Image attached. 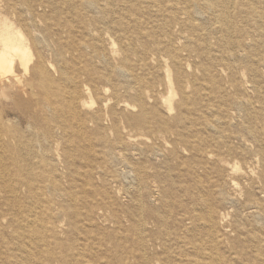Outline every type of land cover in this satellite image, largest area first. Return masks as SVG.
I'll return each instance as SVG.
<instances>
[{
	"label": "bare ground",
	"instance_id": "bare-ground-1",
	"mask_svg": "<svg viewBox=\"0 0 264 264\" xmlns=\"http://www.w3.org/2000/svg\"><path fill=\"white\" fill-rule=\"evenodd\" d=\"M260 4L264 5V0H0V264H19V254H13L8 244L15 241L21 253L24 236L12 228L9 216L10 211L21 215V189L35 198L26 204L27 208L36 209L40 203L41 211L49 212L38 221L25 222L32 230L29 240H40L46 246L47 237L53 241L54 249L61 250L55 240L65 234L63 225L76 223L78 214L72 208L70 215L62 208L53 210L51 204L63 194L72 196L69 192L73 187L61 188L58 179L71 181L78 165H71L74 172L67 169L59 173L55 164L62 162L59 145L73 135L81 136V141L96 140L102 150L104 145H118L116 153L107 151L119 167L108 171L109 178L113 183L122 179L126 183L127 178L138 183L136 192L127 191L128 205L121 199L113 202L124 217L102 220L114 226L113 233L118 235L115 247L123 244L121 233L128 235L136 251L129 256V264L156 261L158 254L153 253L157 247L167 252L165 244L145 236L150 233L148 225L156 223L166 229L164 213L170 208L169 195L174 185L164 183L160 188L147 181L158 176L152 160L165 155L155 144L148 146L158 138L167 144L173 139L178 144L170 145L169 156H177L179 147L191 154L205 155L206 167L213 171L212 190L208 192L211 201L203 199L205 191L195 185L181 186V193L192 198L181 203L186 234L176 237L185 255L205 256L209 264H264L263 136L250 126L253 119L263 120L264 126V107L254 109L252 95L249 96L252 93L264 102V87L260 85L264 73L258 71L264 68V6H257ZM217 15L222 25L210 32L208 26ZM194 44L197 49L190 48ZM212 46L217 49L214 55ZM159 70L162 81L156 83ZM197 70L201 78L195 76ZM226 77L228 82L223 87L219 80ZM162 86L166 97L161 103L166 115L177 111L171 125L155 108L157 97H163ZM187 88L191 89L190 100ZM97 90L100 102L94 111ZM232 90L234 95L230 97ZM222 94L227 98L221 103H198L204 97L209 101L224 97ZM176 98L178 102L174 103ZM21 100L28 106L24 110ZM7 103L27 119L25 129H21V119H7ZM228 109L245 120L243 129L234 137H223ZM148 116L155 117L154 125ZM139 130L148 133L147 138L142 137L146 149L135 145L139 137L135 132ZM197 130L207 135L199 142L212 144L192 145ZM248 139L256 144L252 151H244L245 145H226L230 140ZM105 157L99 156L103 164ZM182 174L179 171L178 177L182 178ZM143 192L158 204L149 206ZM43 196L48 199L42 202ZM13 204L18 208L13 209ZM97 215L99 222L103 215ZM79 217L77 223L93 224V217ZM123 219L128 223L126 230L121 229ZM37 223L39 230L33 229ZM17 225L21 228V221ZM199 225L209 248H203L194 236L191 240L186 237L198 231ZM164 232V241L170 240V230ZM108 238L116 239L112 235ZM82 240L90 242L86 253L82 249L75 254L70 245L67 250L72 260L63 264H84L86 258L108 259L102 237L85 234ZM94 243L97 245L93 248ZM40 257L44 260L36 264L46 259L53 261L46 247ZM55 264H59L58 260Z\"/></svg>",
	"mask_w": 264,
	"mask_h": 264
},
{
	"label": "rangeland",
	"instance_id": "rangeland-1",
	"mask_svg": "<svg viewBox=\"0 0 264 264\" xmlns=\"http://www.w3.org/2000/svg\"><path fill=\"white\" fill-rule=\"evenodd\" d=\"M232 5L233 3L231 4V6ZM261 5L262 4L257 5V6L259 7L264 6V5L262 6ZM221 25H222L221 18L218 17L217 15L213 17V22L211 23V25L208 26V29L210 32H215L216 29L219 28ZM64 44L66 45L65 42ZM105 44L107 48L110 49L109 42L107 41L105 42ZM114 48L116 49V46ZM190 48L197 49L198 47H196L194 44V45H191ZM211 49H212L211 53H213L214 55L217 49H215L213 46ZM161 55H163V53L160 54V56ZM151 66L153 68H156L157 65L155 63H151ZM203 66L205 67V65ZM211 70L213 71V69ZM258 71L259 73H262V72L264 73V68L259 67ZM195 72H196L195 76L197 78H201L200 71L197 70ZM244 72H245V76L247 77V72L246 71ZM158 73H159V78L156 79V83H160V81H162L163 74L161 70H159ZM189 74H192V72L189 71ZM261 78L262 80L259 79L260 85L261 87H264V84H262L264 82L263 74H261ZM226 82H228L227 77L223 80H219V84L222 85L223 87L224 85L227 84ZM161 90H162L161 94L163 97L162 98L160 96L157 97V103L155 104V108L159 112V115L163 117L168 122L169 125H171V119L177 114V111L173 110L171 114L166 115L167 114L166 108L161 103L162 99L166 97V94H164L165 89L163 88V86ZM190 92H191V89L187 88L188 100L191 99V95L189 94ZM99 94H100L99 90H97L96 94H94V98H95L94 100L96 102L94 111L97 109V102L98 104L100 102ZM222 95L224 97L210 98V101L206 97H204V99L202 100L199 99L198 103L202 106H205L207 104L208 105L218 104V103L223 102L225 98H227L224 94ZM233 95L234 94L232 90L231 92H229L228 96L232 97ZM249 96H250V101L252 102V105L254 104L253 105L254 109L258 110L259 108H261V106L264 107L263 105L264 102L259 101L257 97H255L252 93H249ZM177 102H178V98L175 99L174 103H177ZM253 102L255 103L257 102L260 107H257L258 106L257 103L255 105V103ZM22 107H23V110L24 108L28 107L25 104L24 100H21V108ZM5 109L8 111V114L6 115L7 119L10 121H14L15 119H21V129H25L27 119L23 117L22 113L20 115L16 107L12 105L11 103H7V105L5 106ZM121 109H123L122 106L119 107V110ZM119 110H117V112H120ZM137 111L138 110L136 109L135 112ZM227 113H228L227 117L225 118L227 126H224L222 129L224 130L223 137L225 135H231V137H234L236 134H238L239 130L241 131L243 129L245 125L244 116L242 115L239 116L237 113L229 109ZM148 120L152 121V125L155 124V121H156L155 117L152 118L151 116H148ZM116 121H117V124L120 125L119 118H116ZM260 121L261 120L257 121L253 119L250 126L253 132L262 134L263 140H262L261 145H263L264 147V126H262L263 120L261 122ZM187 129L190 131L188 127ZM135 134L139 136L135 140V145L144 147L145 145H143L142 143H144V139L147 138L148 133L139 130V131H136ZM206 136L201 134L200 131L197 130V133H194L193 135L192 145H203L204 143H201L199 141L201 138H205ZM212 136L213 134H211V137ZM142 137H144V139H142ZM80 139H81V136H77V135L76 136L73 135L72 137L68 136L66 142L59 145V149H60L59 162L60 160L62 162L55 164L56 170H58L59 173H61L62 171L67 172V169H70L71 171H73L71 167L73 163L78 165V169L77 171H75L76 174L73 173L74 178L71 181L67 179L64 180L62 178L58 179V182L61 188L68 187L69 185L73 187L71 191L69 192L71 193L72 196L63 194V196L54 198L53 201L55 202L54 203L55 205L53 203L51 204V208L53 210L55 209L61 210L62 208V210H64L66 212L65 214L67 215H70V212H71L70 209L72 208L74 211L77 212L78 219L76 223L72 224L71 226L63 225V231L65 234H60L59 236H57L56 238L57 240H55L56 243L60 244L61 250H59L58 248L57 250L54 249L51 244L53 241H50L47 237L45 240L46 246H43V243L40 240H34V238H32L33 240H29V235L31 234L32 230L31 228H28L24 225L25 222L29 220H33V219H36V221H38V219L45 218L46 215L49 214V212H47L46 210L42 212L40 208V203L36 206L37 207L36 209L27 208L26 204H28L30 201L35 200V198L33 197V195L28 194V192L24 193L23 190L21 189V196L23 198L21 202V215L20 214L18 215L15 211L9 212V216H12V219H13L12 228L17 232H21V235L24 236V238L21 239V253L17 252L15 241L10 242L8 244V248L9 250H12L13 254L15 253L19 254L18 255L19 258H17L16 260V262H19V264H36L37 261L44 260V257L43 258L40 257V253L44 251V247H46V249H49V252H50L51 257L53 258V261L46 259L45 261H43L42 264H55V260H58L59 264H63V261H70L72 260L71 258L73 256L71 255L70 251L68 252L67 250L68 246L72 245L75 248V251H73V253L75 254L82 252V249H83L84 254L86 253L85 247H87V245H89L90 242L88 241L85 242L82 240L85 234L92 235L95 237H98V236L102 237L101 245L103 246V249L108 251V254H107L108 259L104 261H101V260L96 261L94 259L95 261L94 260L92 261L86 258V260H84V264H100V263L129 264L130 263V259H128L129 256L136 254L134 247H132V244L129 242L130 239L128 238V235L126 234V232L120 234V236H123V240H124L123 244L115 247L113 244L118 239V235L113 233L114 226L112 222L111 223L102 222V220L110 219L111 217L113 218L114 216H117L119 219L120 218L122 219V217H124L123 211L120 208L114 206L113 202L116 199L118 200L121 199V201H123L124 204L128 205L129 202L126 201V197H125L128 194L127 191L136 192L138 183L137 181L133 183L130 178L125 179L126 183L124 179L118 180L115 183H113V181L109 178L108 171L111 172L113 169L118 170L119 167L115 166V163L112 162L113 160L111 156L108 157L107 151L110 150V152L116 153L118 150H120L118 148V145H104L103 150H102V145L97 144L96 140L91 139L89 141L87 140L81 141ZM208 139L211 140L210 134L208 136ZM125 143L126 142L124 139L123 140L124 146H125ZM150 144H155V146L158 149L162 150L165 155L161 156V158L158 161L152 160V165L157 166L158 168L157 169L158 176L155 179L150 178L149 180H147L148 183L150 185L158 186L160 188L163 186L164 183L174 184V185L169 195L170 208L169 210H166V212L164 213V216L167 218V227L165 230L167 229L168 231L170 230L171 232L170 240L167 239V241H164L166 238L165 236L166 233L164 232L165 230L157 226L156 223L154 226L148 225V227L150 228L149 229L150 233H146L145 235L147 240L151 238H155L157 243L165 244V248L167 249V252L166 254H164L157 247L155 253L153 252L148 253L149 255L152 253L153 255L158 254L157 260L150 261L149 264H209V261L207 260L205 256L198 257L192 254H187L186 256L185 248L182 246V244L178 245L177 240H176L177 236L181 238V237H184L183 234H186L185 230L183 231V225L185 224H183L184 218H183V213H182L183 211L181 210V203L182 201H184L185 198L187 200H188V197L191 198L186 193L185 195L184 193H181V186L183 184H186L189 187H191L190 185H195L197 189H200L202 192L205 191L203 199H205L206 201H211V197L209 196L208 192L212 190L213 171L209 167H206L208 158L207 156L202 155V154L195 155L187 151H183V149L180 148L179 146L177 150L178 151L177 156H169L168 151L171 148L170 145H178L173 141V139H169V142H168L169 145L167 143H164L160 138L152 142L150 141L148 146H150ZM210 144L212 143L210 142ZM210 144H204V145H210ZM226 145H234L237 147L239 145H245V146H242V149L247 152V151L254 150V145L256 144L250 139H248L247 142L238 141V140H230L226 142ZM129 146H132V145H128V148ZM148 146H145V149ZM128 151L130 152V149H128ZM66 152L69 153L68 157L65 156ZM105 155H106L104 159L105 164H103L102 160L99 159V156L104 157ZM234 161L239 162V164L242 167L244 166L242 165V162L240 161V159H237V160L235 159ZM196 162L198 163L196 164ZM83 163H85V166L87 167L86 170L85 168H82V166H84ZM101 169L103 170V172L101 171ZM84 171H86V173H84ZM179 171L181 173L183 172L182 178L178 177ZM185 179H189L190 181L189 182L184 181ZM40 185L43 187V184H40ZM82 185H84L83 189L81 188ZM143 185H144V180L143 181L141 180V186ZM142 195L144 196L143 197L144 201L149 206H151L153 203H154L153 206L156 205L157 202L155 203L154 201H152L154 199L149 198L145 194V192H143ZM46 196L48 197V195ZM46 196H43L41 198L42 202L48 199ZM192 196H197V195L192 193ZM108 198H110V201H108ZM164 198L166 197L164 196ZM1 199L2 197L0 195V200ZM109 202H111V204H109ZM42 206H45L44 203L42 204ZM13 207H14L13 209H17L18 205L13 204ZM184 208H185V204H184ZM1 209L2 207L0 206V210ZM97 213H99V215H103L102 219L99 220V222L96 220L98 216ZM79 215L93 217V224L89 226L88 221L86 223L85 222L77 223L81 219ZM161 216L163 217V215ZM19 221H21V228L17 225ZM121 221H122L121 229L126 230L125 227L128 226V223H126L124 219ZM198 227H199L198 231L195 230L194 233H189L188 235H186L187 239L191 240L190 238L191 237L193 238L194 236V239L199 240L200 243H203V246H202L203 248H206V247L209 248L210 244L208 243L206 237L204 236L203 230L200 229V225ZM33 229H36V230L40 229L38 226V223L33 227ZM162 230H163V233L160 232ZM155 231L158 232V235L155 234L154 236ZM66 232L71 233L72 236L68 235ZM120 232H123V231H120ZM108 235H112L113 237H116V239L108 238ZM129 237H130V234H129ZM96 245L97 243H94L93 248ZM179 255L182 258H180ZM138 264H142V263L138 262ZM220 264H228V262L226 263V261H222L220 262Z\"/></svg>",
	"mask_w": 264,
	"mask_h": 264
}]
</instances>
